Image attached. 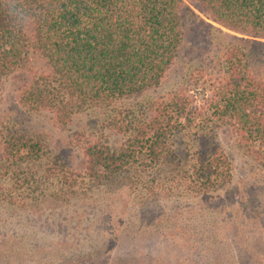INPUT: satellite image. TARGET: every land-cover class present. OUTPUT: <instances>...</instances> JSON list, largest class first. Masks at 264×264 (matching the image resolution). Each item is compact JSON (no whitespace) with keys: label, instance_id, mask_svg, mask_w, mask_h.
I'll return each instance as SVG.
<instances>
[{"label":"trees","instance_id":"1","mask_svg":"<svg viewBox=\"0 0 264 264\" xmlns=\"http://www.w3.org/2000/svg\"><path fill=\"white\" fill-rule=\"evenodd\" d=\"M182 58L173 87L141 99ZM18 73L22 111L47 112L60 129L80 113L102 119L83 131L80 171L50 153L45 134L5 125L0 202L10 211L100 187L145 201L209 196L234 178L214 143L221 129L254 159L264 189V0H0V77ZM147 216L121 236L109 231L83 264H144L147 255L120 254L162 236Z\"/></svg>","mask_w":264,"mask_h":264},{"label":"rangeland","instance_id":"2","mask_svg":"<svg viewBox=\"0 0 264 264\" xmlns=\"http://www.w3.org/2000/svg\"><path fill=\"white\" fill-rule=\"evenodd\" d=\"M189 6L205 18L198 6ZM183 59L159 87L141 99L170 90ZM23 77L20 73L0 77V133L9 122H17L29 132L43 133L50 153L80 171L84 163L83 131L96 128L101 112L77 114L67 129L57 128L51 114L21 110L17 95ZM112 140L117 142L118 138L113 136ZM214 143L230 157L234 178L228 187L209 196L162 195L145 201L123 187H100L84 193L82 190L69 202L49 197L20 211H10L0 202V264H83L87 253L115 237H110L109 231L119 230L121 236L127 227L137 225L139 215L146 214L147 219L162 221L159 227L148 226L150 231H161L162 236L139 244L137 249H124L120 254L123 258L147 255L144 264H264V189L257 186L259 170L231 130L221 129ZM1 153L0 138V157ZM144 204L148 205L146 209ZM175 226L201 233L179 234ZM231 255H235V261L230 260ZM92 259L96 261L97 256Z\"/></svg>","mask_w":264,"mask_h":264},{"label":"clouds","instance_id":"3","mask_svg":"<svg viewBox=\"0 0 264 264\" xmlns=\"http://www.w3.org/2000/svg\"><path fill=\"white\" fill-rule=\"evenodd\" d=\"M20 11H21V12H23V10H22V9H20Z\"/></svg>","mask_w":264,"mask_h":264}]
</instances>
